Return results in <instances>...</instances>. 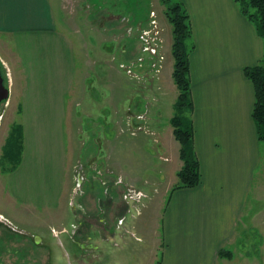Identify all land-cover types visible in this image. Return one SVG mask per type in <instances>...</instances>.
Wrapping results in <instances>:
<instances>
[{"label": "crops", "instance_id": "obj_1", "mask_svg": "<svg viewBox=\"0 0 264 264\" xmlns=\"http://www.w3.org/2000/svg\"><path fill=\"white\" fill-rule=\"evenodd\" d=\"M129 1L0 0V60L9 73L10 101L19 108L14 121L22 134L20 159L1 178L0 216L11 226L0 223V264H58L50 231L61 229L63 223L74 227L77 220L68 207L78 164L70 139L72 121L81 120L87 131V120L89 134L95 137L101 138L105 130L106 106H115L116 83L111 78L116 57L124 56L122 39L129 34L122 23L139 24L133 21L139 1ZM180 1L193 30L191 118L202 179L197 187L170 191L162 216L159 262L231 264L220 253L250 222L255 181L264 169V142L253 119L255 88L244 73L264 59V38L234 0ZM64 2L72 11L68 16L83 15L81 31L64 25L59 5ZM122 12L127 13L125 22ZM161 14L159 24L172 41V25ZM110 23L114 31L107 30ZM165 51L173 65L170 48ZM121 88L119 81L118 91ZM149 106L154 109L155 103ZM150 118L154 121L153 114ZM112 120L120 121L122 129L119 111ZM176 145L174 161L179 165ZM122 199L120 194L111 200L117 205ZM104 200L102 187L89 190L82 199L98 219L93 224L85 220L89 229L83 227L80 235L86 237L73 242L69 235V258L100 248L86 233L92 225L101 229L106 218L115 215L114 208L107 211Z\"/></svg>", "mask_w": 264, "mask_h": 264}, {"label": "rangeland", "instance_id": "obj_2", "mask_svg": "<svg viewBox=\"0 0 264 264\" xmlns=\"http://www.w3.org/2000/svg\"><path fill=\"white\" fill-rule=\"evenodd\" d=\"M138 1L137 18L133 21L138 19L139 24L130 26L128 21L125 22L127 13L122 12L125 15L122 16L125 22L122 30L129 34H124L122 39L124 56L116 57L117 69L111 78L113 85L116 83V93L113 94L115 106L113 110L109 104L106 106L108 118L101 138L89 134L87 120V131L81 120L72 121L70 139L75 163L78 164L74 195H71L68 207L77 220L74 227L63 223L61 229L50 231L51 248L58 254V264H157L161 258L162 216L170 191L179 184L176 178L178 180L177 175L183 167L180 155V164L176 165L174 161V145L177 144L180 150L181 145L175 138L172 124L180 91L173 78L174 64H170L171 58L165 51L170 48L175 63L174 39L168 40L158 19L162 11L166 16L165 6L162 0L160 4L158 0ZM114 2L118 4L120 0ZM125 3L130 4V1L124 0ZM59 5L64 25L75 26L81 31L83 15L71 18L68 15L72 11L67 9V4ZM110 24L106 25L107 30L114 29ZM89 28L87 25L86 31L89 32ZM135 35L137 39H131ZM2 75L6 86L10 87L9 73L4 67ZM119 81L122 83L121 91H118ZM10 99L0 106V186L2 176L19 161L22 152L21 128L14 121L19 108ZM78 99L81 100L76 96ZM150 102L155 103L154 109L150 108ZM115 110L122 118V129L120 121L114 124L112 120ZM152 114L154 121L151 122ZM262 146L264 154V143ZM84 182L87 183L86 189L82 188ZM101 187L107 211L114 208L115 215L108 216L101 229L92 225L86 233L95 245L100 246L97 251L76 260L69 258L67 254L73 250L69 235L73 242L78 241L82 237V228L89 229L85 220L89 218L93 224L98 219V216L90 215L82 199L89 190ZM120 194L122 201L113 204L111 199L118 198ZM252 196L250 222H246L247 227L238 234L234 243L223 249L221 257L231 264H264V169L256 178ZM83 212L86 219L82 218ZM52 259L54 261L55 257Z\"/></svg>", "mask_w": 264, "mask_h": 264}, {"label": "trees", "instance_id": "obj_3", "mask_svg": "<svg viewBox=\"0 0 264 264\" xmlns=\"http://www.w3.org/2000/svg\"><path fill=\"white\" fill-rule=\"evenodd\" d=\"M234 1L240 7L242 14L254 24L258 34L264 38V0ZM162 2L166 9V17L172 25L175 60L173 78L180 91L172 124L175 138L181 145L180 157L183 161V167L177 175L179 184L174 190L194 188L200 185L202 176L194 147V127L191 118L193 102L190 81V53L194 48L192 44L193 30L188 11L180 0H162ZM244 73L255 88L253 119L257 126L259 139L264 142V59L254 67L245 68ZM222 254L223 251L220 253V257Z\"/></svg>", "mask_w": 264, "mask_h": 264}, {"label": "water", "instance_id": "obj_4", "mask_svg": "<svg viewBox=\"0 0 264 264\" xmlns=\"http://www.w3.org/2000/svg\"><path fill=\"white\" fill-rule=\"evenodd\" d=\"M10 98V89L5 85L0 65V106Z\"/></svg>", "mask_w": 264, "mask_h": 264}, {"label": "flooded vegetation", "instance_id": "obj_5", "mask_svg": "<svg viewBox=\"0 0 264 264\" xmlns=\"http://www.w3.org/2000/svg\"><path fill=\"white\" fill-rule=\"evenodd\" d=\"M0 223H2V222L0 221ZM82 247L84 248V247H85V245H83ZM86 248H89V247H86Z\"/></svg>", "mask_w": 264, "mask_h": 264}]
</instances>
